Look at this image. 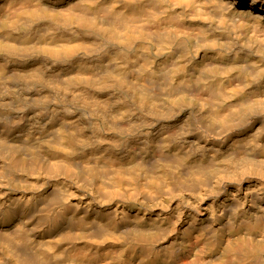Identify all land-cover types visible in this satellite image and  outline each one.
Listing matches in <instances>:
<instances>
[{"label":"clouds","instance_id":"1","mask_svg":"<svg viewBox=\"0 0 264 264\" xmlns=\"http://www.w3.org/2000/svg\"><path fill=\"white\" fill-rule=\"evenodd\" d=\"M216 3L112 0L103 4L102 0H78L70 18L59 17L54 28L31 33L34 20L21 19L7 25L12 32L24 35L19 44L0 39V57L31 67L11 78L0 72V110L19 117L0 116V124L15 129L25 123L24 113L31 109L33 119L44 117L47 122L31 124L29 139L32 129L43 134L50 124L60 126L48 133L47 139L35 137V147L12 146L0 139V160L25 171V165L42 161L47 165L42 175L71 180L85 195L92 196L84 207L93 213V219L82 216L79 221L69 220L78 223L82 231L53 243L66 239L70 244L85 241L102 246L112 242L131 247L140 242L143 233L139 227L127 228V224L139 225L143 217L137 214L133 218L130 211L139 210L145 216L158 209L166 213L172 202L179 200L171 230L154 224L157 232L152 234L171 235L183 218V208L199 210V204L209 197L222 195L225 185H240L252 178L264 180V143L259 138L243 137L254 122L264 124V97L252 98L247 92L264 80V67L260 63L229 69L205 67L199 75L194 74L196 69L189 75L187 65L180 64L181 60L191 62L201 50L222 47L208 41L204 31L174 26L198 20L216 23L215 17L204 11ZM120 6L123 10L116 11ZM173 49L182 52L175 61L179 67L164 65L157 71L156 58L171 54ZM257 54L264 63V49ZM233 72L242 83L225 88L224 81H230ZM182 73L185 78L178 82ZM44 149L80 159L75 166L53 163L42 155ZM17 155L21 159L17 160ZM114 157L127 165L116 167ZM4 180V169L0 168V187L5 186ZM63 192L53 208L69 206L76 197L67 189ZM186 197L195 198L196 204ZM112 205L115 207L109 212ZM73 207L79 211L81 206ZM243 208L244 203H239L236 214ZM40 211L52 215L47 207ZM229 215L231 220L225 217L228 234L238 228L251 233L260 224L249 220L237 224L231 208ZM121 225L125 230L117 234ZM5 247L0 243V251ZM41 248L44 255L38 257L39 264L65 260L64 252L57 254L50 245ZM67 264H74L71 257ZM220 264H264V232L256 241L250 234L232 241Z\"/></svg>","mask_w":264,"mask_h":264},{"label":"bare ground","instance_id":"2","mask_svg":"<svg viewBox=\"0 0 264 264\" xmlns=\"http://www.w3.org/2000/svg\"><path fill=\"white\" fill-rule=\"evenodd\" d=\"M112 0H102L103 4H110ZM78 0H0V39L7 43L19 44L24 33L12 32L8 24L17 19L33 21L31 33L42 28H54L59 17L70 18L76 8ZM123 10L120 6L116 11ZM204 11L215 17L216 23L209 24L205 21L183 22L174 26L181 30L206 32L208 41H215L221 48L215 50H201L194 60H181V65H187L186 72L193 74V69L199 75L205 67L216 69L242 68L245 65L261 63V57L257 54L264 49V0H217L215 5L206 6ZM129 14H132L129 12ZM226 21L221 25L219 21ZM213 29H217L213 31ZM92 43V41H84ZM224 52V55H221ZM182 55L179 49L167 56L156 58V67L159 71L164 65L171 69L179 67L175 61ZM31 65L21 66L14 61H6L0 57V72L7 77L19 76L30 68ZM238 73H232V79L225 80V88H235L242 83V79H236ZM184 74L177 76V81L184 79ZM12 87L11 84L8 85ZM252 93V98L264 97V80L253 84L247 90ZM9 99V98H5ZM104 99V97H100ZM0 116L18 119V115L7 110H0ZM35 117L31 109L24 113L25 123L17 128L8 130L5 124H0V139H5L9 145L21 147H35L37 140L47 139L48 133L59 124H50L41 134L39 129H32L33 137L29 139L28 132L31 124H45L44 117ZM73 119L75 117H72ZM183 119V117H181ZM245 139L259 138L264 143V124L254 122L244 133ZM43 156L57 164H70L75 166L80 157L66 158L62 153H52L43 150ZM99 155V153H97ZM21 159L17 155V160ZM118 160L116 167L121 163L127 165V161ZM42 161L39 164H27L25 170H17L19 166L10 168L6 161L0 160V168L4 169V187H0V243L6 245L0 251V260L3 264H39L38 257L44 255L41 246H52L57 254L64 252L65 260L56 261L55 264H67V258L71 257L74 264H220L226 247L234 240L251 235L253 241L261 238L264 232V180L259 178L246 179L240 185H225L223 194L218 197H209L199 204V210L195 208H183V218L171 235H152L157 232L154 224H162L163 228L171 230V224L176 220L179 200L173 201L171 210L162 213L159 209L150 212L146 216L142 211L129 212L133 218L143 217L139 225L128 223L127 228L139 227L143 235L140 242L131 247L124 244L108 242L102 246L90 244L85 241L70 242L65 239L63 243L53 242L61 238L74 236L81 232L78 223H69V220L79 221L80 217L86 220L93 219V213L85 209L91 195H85L84 191L77 188L71 180L63 177L59 180L49 179L42 175L46 168ZM11 189V190H10ZM38 189V190H37ZM63 189L76 193V197L83 196L80 200L74 197L69 206L62 209L53 208V204L64 196ZM31 198V203H27ZM196 204L193 197H186ZM239 203H244L243 210L236 214L235 209ZM79 204V211L74 205ZM52 209V215L42 213L44 208ZM115 205L107 210L110 212ZM229 208L236 216V223L241 224L245 220L259 226L251 233L237 229L231 234L226 232L225 217L229 220ZM95 211L97 205L92 204ZM128 209H125L127 211ZM224 215L221 216L220 213ZM123 225L116 231H124ZM215 234L216 238L213 239ZM67 250V251H65ZM123 252V258L120 254ZM51 255V254H49ZM47 260L48 256H44Z\"/></svg>","mask_w":264,"mask_h":264}]
</instances>
